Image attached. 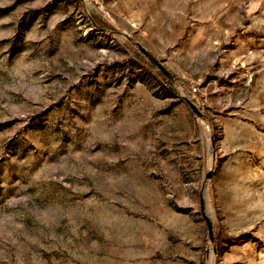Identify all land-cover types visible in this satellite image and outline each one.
<instances>
[{
	"label": "rangeland",
	"instance_id": "rangeland-1",
	"mask_svg": "<svg viewBox=\"0 0 264 264\" xmlns=\"http://www.w3.org/2000/svg\"><path fill=\"white\" fill-rule=\"evenodd\" d=\"M0 264H264V0H0Z\"/></svg>",
	"mask_w": 264,
	"mask_h": 264
},
{
	"label": "water",
	"instance_id": "water-1",
	"mask_svg": "<svg viewBox=\"0 0 264 264\" xmlns=\"http://www.w3.org/2000/svg\"><path fill=\"white\" fill-rule=\"evenodd\" d=\"M140 52L153 64L155 65L165 76H167L170 80H173L174 77L172 73L149 51H147L143 46L138 45ZM184 101L190 107V109L199 117L203 116V113L199 110V108L188 98H185ZM205 222L208 227L209 237L213 239V226L211 221L207 218V216L203 215Z\"/></svg>",
	"mask_w": 264,
	"mask_h": 264
},
{
	"label": "trees",
	"instance_id": "trees-1",
	"mask_svg": "<svg viewBox=\"0 0 264 264\" xmlns=\"http://www.w3.org/2000/svg\"><path fill=\"white\" fill-rule=\"evenodd\" d=\"M157 71L159 72V74L161 75V77L165 80V82L170 85V86H174L175 85V82H176V78L174 77L173 80H170L167 76H165L155 65H153ZM189 100H191L194 104H195V101L191 98V97H188Z\"/></svg>",
	"mask_w": 264,
	"mask_h": 264
},
{
	"label": "built area",
	"instance_id": "built-area-1",
	"mask_svg": "<svg viewBox=\"0 0 264 264\" xmlns=\"http://www.w3.org/2000/svg\"><path fill=\"white\" fill-rule=\"evenodd\" d=\"M193 91H194V92H197V89H196V88H194V89H193Z\"/></svg>",
	"mask_w": 264,
	"mask_h": 264
}]
</instances>
